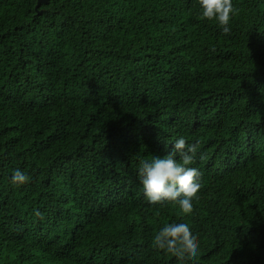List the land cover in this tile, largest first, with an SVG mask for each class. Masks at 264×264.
Wrapping results in <instances>:
<instances>
[{
    "label": "trees",
    "instance_id": "trees-1",
    "mask_svg": "<svg viewBox=\"0 0 264 264\" xmlns=\"http://www.w3.org/2000/svg\"><path fill=\"white\" fill-rule=\"evenodd\" d=\"M36 3L0 0V264H264V0H233L228 33L198 0ZM179 136L187 215L138 179ZM183 221L181 261L153 238Z\"/></svg>",
    "mask_w": 264,
    "mask_h": 264
},
{
    "label": "clouds",
    "instance_id": "clouds-1",
    "mask_svg": "<svg viewBox=\"0 0 264 264\" xmlns=\"http://www.w3.org/2000/svg\"><path fill=\"white\" fill-rule=\"evenodd\" d=\"M201 17L215 21L224 33L230 31V19L235 13L233 0H198ZM163 156L153 155L150 160H141L138 179L143 194L150 204L173 202L185 215L193 211V202L198 199L201 188L200 170L192 167L198 150V142H187L179 136ZM179 157V159L177 158ZM10 181L15 186L28 183L29 177L21 169H14ZM39 216L40 212L35 211ZM156 248L174 254L183 261L195 257L199 249V238L190 223L171 222L164 224L155 234Z\"/></svg>",
    "mask_w": 264,
    "mask_h": 264
},
{
    "label": "water",
    "instance_id": "water-1",
    "mask_svg": "<svg viewBox=\"0 0 264 264\" xmlns=\"http://www.w3.org/2000/svg\"><path fill=\"white\" fill-rule=\"evenodd\" d=\"M46 4H48V0H37L35 10L37 11L38 14H42L44 11H47V10H40L41 6Z\"/></svg>",
    "mask_w": 264,
    "mask_h": 264
}]
</instances>
